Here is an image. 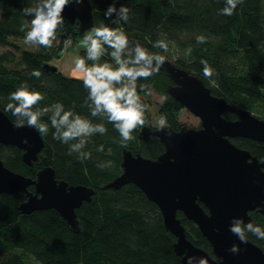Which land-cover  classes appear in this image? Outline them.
I'll list each match as a JSON object with an SVG mask.
<instances>
[{
    "label": "trees",
    "instance_id": "1",
    "mask_svg": "<svg viewBox=\"0 0 264 264\" xmlns=\"http://www.w3.org/2000/svg\"><path fill=\"white\" fill-rule=\"evenodd\" d=\"M93 7L95 27L101 25L120 27L126 34L143 42L151 53H166L153 47L157 40H164L168 47L174 46L179 54L174 64L199 77L211 94L224 98L238 108L259 113L264 110V0H244L232 16L220 15L224 0H88ZM38 0H0V47L8 50L0 53V110L17 122L9 111V94L25 81L32 89L44 95L39 107L62 103L66 109L75 107L76 112L104 123L108 129L104 135L88 138L84 151L91 159L81 162L77 153L68 154L69 145L53 139L55 131L49 127L41 135L44 147L32 166L22 160V151L16 147L0 144V160L8 169L25 177L36 179L37 173L46 167L55 171L58 180L70 185H83L95 193L91 201L83 202L76 210L79 229L71 230L60 214L53 209L23 214L19 207L27 200L25 193L0 195V264H182L174 250L176 238L169 232L158 206L147 199L135 185L127 184L119 189L106 185L122 174L124 150L156 159L165 148L157 141L146 143L138 135L140 126L133 132L134 139L121 145L120 135L113 124L101 117H92L85 104L88 90L82 77L68 76L57 70L47 71L46 64L60 58L65 39L80 36L78 23H64L57 29L53 46L48 49L38 46L36 50L21 49L17 40L24 38L32 17L25 16L24 7H34ZM110 4L117 9L121 5L130 8L127 22L119 25L105 15ZM25 31H21V27ZM203 35L205 43H197ZM81 37V36H80ZM107 51L100 63L112 62ZM168 49V48H167ZM86 50L79 57L86 59ZM202 60H207L215 70L212 79L216 87L203 74ZM90 66L93 62L86 59ZM33 69L41 72L39 79L31 76ZM163 98L158 104V113L165 124L179 130L178 117L183 108L168 92L172 79L159 69L148 80H140ZM138 93L143 102L151 104V95ZM147 112V111H146ZM254 114V115H255ZM50 115V114H49ZM227 120H235L232 113H225ZM261 118V117H260ZM50 125L49 116L43 117ZM26 123V121H25ZM236 146L254 155H264V144L249 139L232 140ZM103 146V151L98 149ZM100 162H111L101 169ZM28 191L33 192L30 186ZM178 218L186 229L187 238L198 248L212 252V247L197 225L178 212ZM252 223L264 229V219L259 214L252 216ZM248 240L264 251V240L251 233Z\"/></svg>",
    "mask_w": 264,
    "mask_h": 264
},
{
    "label": "water",
    "instance_id": "2",
    "mask_svg": "<svg viewBox=\"0 0 264 264\" xmlns=\"http://www.w3.org/2000/svg\"><path fill=\"white\" fill-rule=\"evenodd\" d=\"M63 16L68 24L78 23L81 35L95 26L93 7L88 0L82 4L70 3ZM128 38L133 46L138 42L145 47L143 42ZM44 69L58 70L50 64ZM160 69L174 83L168 87L169 94L200 119V128L142 126L139 139L146 143L160 142L165 151L156 159H148L124 150L122 174L106 187L119 189L133 184L158 206L166 229L176 238L174 250L182 264L190 261L198 264L201 258H207L209 264H264L260 247L249 240L242 243L230 231L235 218L252 222L250 211L256 210L264 218V158L259 160L230 141V138H247L264 144V120L212 95L199 77L166 58ZM225 113L234 114L236 119L227 120ZM15 125L0 110V144L21 150L23 162L32 166L44 147L43 139L27 123L19 128ZM30 186L34 192L28 191ZM15 193L27 196L19 207L23 214L53 209L77 232L76 210L83 202L91 201L95 191L58 180L51 167L41 169L32 180L8 169L0 160V195ZM178 212L197 225L212 252L198 248L187 238ZM234 244L239 246L238 253L229 251Z\"/></svg>",
    "mask_w": 264,
    "mask_h": 264
},
{
    "label": "clouds",
    "instance_id": "3",
    "mask_svg": "<svg viewBox=\"0 0 264 264\" xmlns=\"http://www.w3.org/2000/svg\"><path fill=\"white\" fill-rule=\"evenodd\" d=\"M84 0H38L34 7H24L22 12L25 16L32 17L28 30L25 33L24 43L27 45H38L50 49L56 39L57 29L64 23L63 12L70 3L82 4ZM244 0H224L225 6L219 14L232 16L238 5ZM130 8L121 5L119 9L110 4L105 10L108 18L119 25L121 21L127 22ZM25 31V27H21ZM197 43H205L203 35L196 37ZM86 46V59L93 63L89 66L84 57L75 59V68L83 73L84 87L88 90L85 104L89 108L92 117H101L108 123L113 124L120 135L121 145L134 139L132 132L138 126L145 124V112L148 106L143 102L138 93L145 91L151 95V88L146 84H139L140 80H148L165 62V57L151 53L140 43L133 46L128 35L120 27L101 25L93 27L84 37ZM112 62L100 63L101 57L107 49ZM153 47L167 51L168 45L164 40H157ZM203 74L208 78L212 86L216 87V80L212 79L215 70L207 60H202ZM37 79L41 72L33 69L30 74ZM264 92V87L260 88ZM44 95L31 88L27 81L9 94V103L6 111L17 118L16 127H23L25 121L27 126L35 128L41 135L49 132V127L55 131L53 139L69 145L68 154L77 153V158L83 162L91 159V153L84 151L88 144V138L95 134L104 135L108 129L104 123H93L91 119L85 118L75 107L66 109L62 103H54L39 107ZM50 114V115H49ZM49 116L50 125L43 120ZM161 129L165 127V118L159 119ZM27 143V140L24 141ZM99 151H103L101 146ZM111 166V162H100L97 167L104 169ZM230 231L238 237L242 243H248V234L251 233L257 239L264 240V229L252 222L245 223L243 218H235ZM229 251L238 253V245H233ZM191 264V261H190ZM198 264H209L207 258H201Z\"/></svg>",
    "mask_w": 264,
    "mask_h": 264
},
{
    "label": "rangeland",
    "instance_id": "4",
    "mask_svg": "<svg viewBox=\"0 0 264 264\" xmlns=\"http://www.w3.org/2000/svg\"><path fill=\"white\" fill-rule=\"evenodd\" d=\"M88 32H86L84 35L80 36H69L65 39L63 51L61 53L60 58H55L51 60L49 63L51 66L57 68L62 73L67 74L68 76H75V77H82L83 73L78 71L75 68V59L79 57V53L81 50H86V46L84 44V37ZM17 44L20 46L21 49H28V50H36L38 49V45H27L24 43V38H21L16 41ZM7 47H0V53L8 50ZM159 55L164 56L167 60L174 63V60L176 59L175 56L179 54V51L174 47H168L166 53H158ZM175 55V56H174ZM151 104L149 105V108L147 112H145V124L147 126L153 127V128H159V119L160 115L158 113V104H160L163 100V98L155 93L151 94ZM259 113H254L255 116L261 117L260 119L264 120V110H259ZM253 114V113H252ZM178 121L182 126H187L191 128H195L200 126V119L190 113L188 110L183 109L182 114L178 117ZM165 126H167L165 124ZM142 126H140L141 129ZM180 127V128H181Z\"/></svg>",
    "mask_w": 264,
    "mask_h": 264
},
{
    "label": "flooded vegetation",
    "instance_id": "5",
    "mask_svg": "<svg viewBox=\"0 0 264 264\" xmlns=\"http://www.w3.org/2000/svg\"><path fill=\"white\" fill-rule=\"evenodd\" d=\"M174 85V84H173ZM189 128H191V127H189ZM200 128V126H198V127H195V129H199ZM180 129V128H179ZM237 139H247V138H230V141L232 142V140H237ZM249 140H251V139H249ZM253 141V140H252ZM256 142V141H255ZM233 144H235L234 142H232ZM261 143V142H260ZM238 147V146H237ZM238 148H240V147H238ZM240 149H243V150H246V149H244V148H240ZM248 151V150H247ZM249 152V151H248ZM250 154H251V152H249ZM253 157H256L257 159H259V160H262L263 158H264V155L262 156V155H260V156H256V155H254V154H251ZM34 192V191H33ZM254 214H259L262 218H263V216L260 214V213H258L256 210L255 211H250L249 212V215L251 216V220H252V216L254 215ZM264 219V218H263ZM254 244V243H253ZM256 245V244H255ZM258 246V245H257ZM258 247H260V246H258ZM261 248V247H260ZM263 251V250H262ZM264 252V251H263Z\"/></svg>",
    "mask_w": 264,
    "mask_h": 264
},
{
    "label": "crops",
    "instance_id": "6",
    "mask_svg": "<svg viewBox=\"0 0 264 264\" xmlns=\"http://www.w3.org/2000/svg\"><path fill=\"white\" fill-rule=\"evenodd\" d=\"M63 74H65V73H63ZM65 75H67V74H65Z\"/></svg>",
    "mask_w": 264,
    "mask_h": 264
}]
</instances>
